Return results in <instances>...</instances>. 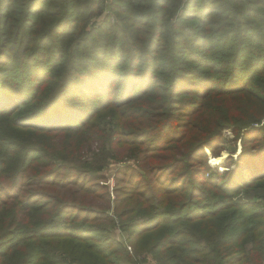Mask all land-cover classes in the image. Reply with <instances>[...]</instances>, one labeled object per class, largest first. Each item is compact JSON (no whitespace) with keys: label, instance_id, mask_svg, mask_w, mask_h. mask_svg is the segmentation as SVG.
<instances>
[{"label":"trees","instance_id":"trees-1","mask_svg":"<svg viewBox=\"0 0 264 264\" xmlns=\"http://www.w3.org/2000/svg\"><path fill=\"white\" fill-rule=\"evenodd\" d=\"M146 254L264 264V0H0V264Z\"/></svg>","mask_w":264,"mask_h":264},{"label":"rangeland","instance_id":"rangeland-1","mask_svg":"<svg viewBox=\"0 0 264 264\" xmlns=\"http://www.w3.org/2000/svg\"><path fill=\"white\" fill-rule=\"evenodd\" d=\"M107 13L106 9L104 10V13L96 16L94 19H92L91 23H95L98 24L99 22H101L104 18V15ZM108 124V122H107ZM232 133L230 131V129H225L223 131V137H225L226 139H231L232 138ZM91 150L94 151H98V146H96L95 144L91 145ZM241 150L240 144L238 143L237 146V154L239 153ZM205 152L208 155V163L209 165H211L212 167H218L219 170L223 169V167H220V163H222L224 161V159L227 157V152L226 151H222L221 155L219 157H222V159L218 162V163H213L212 159H217L218 157H213L211 155V152L209 149H205ZM130 165H134V161L133 160H128L127 157H121V156H117V157H112V159L104 166L103 170H102V175H104L106 177V181H101V183L107 185V190L109 191V194L111 196V204L112 202H114L115 197L117 198L116 195H119V193H121L118 189H121L120 187H122V185H119L117 182V177H119L120 174H118V170L123 169L125 166H130ZM118 187V188H117ZM255 198V197H254ZM111 235L119 242L121 243H126L127 242V235L125 232L121 231L118 227H115L114 229H112ZM127 249L131 252V247L127 246ZM147 261L149 262V264H153L155 262V260L153 259L151 254H146L144 256ZM140 264H147L144 263L143 261L140 262Z\"/></svg>","mask_w":264,"mask_h":264},{"label":"bare ground","instance_id":"bare-ground-1","mask_svg":"<svg viewBox=\"0 0 264 264\" xmlns=\"http://www.w3.org/2000/svg\"><path fill=\"white\" fill-rule=\"evenodd\" d=\"M221 159H222V157H218L217 159H212V162L213 163H218Z\"/></svg>","mask_w":264,"mask_h":264},{"label":"water","instance_id":"water-1","mask_svg":"<svg viewBox=\"0 0 264 264\" xmlns=\"http://www.w3.org/2000/svg\"><path fill=\"white\" fill-rule=\"evenodd\" d=\"M222 170V169H221Z\"/></svg>","mask_w":264,"mask_h":264}]
</instances>
